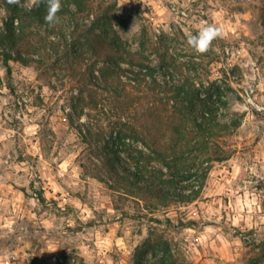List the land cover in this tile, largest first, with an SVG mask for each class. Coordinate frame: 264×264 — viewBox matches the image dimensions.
<instances>
[{"label": "rangeland", "instance_id": "rangeland-1", "mask_svg": "<svg viewBox=\"0 0 264 264\" xmlns=\"http://www.w3.org/2000/svg\"><path fill=\"white\" fill-rule=\"evenodd\" d=\"M90 4L91 11L84 13L71 5L55 33L39 25L29 29L31 42L43 48L36 61L10 62L14 91L4 84L0 59V264H264V258L258 260L264 250V113L245 107L251 87L264 105V0ZM14 5L0 0V30ZM19 6L28 8L31 0H20ZM107 10L111 36L128 50L140 49L144 26L151 36L174 38L170 52L182 69L192 56L190 34L205 22L222 31L203 55L204 88L225 98V108L217 104L221 120L238 117L241 125L226 138L235 152L214 163L195 202H171L151 211L141 197L93 175L100 161L67 113L85 82V92L93 88L90 71L101 65L94 50L101 60L113 53L98 30H90L96 14ZM79 48L82 55H76ZM146 55L160 68L156 53L149 49ZM156 74L164 80L160 71ZM174 78L170 84H182ZM131 92L136 99L129 108L114 100L101 113L86 111L105 125L149 122V116L161 113L159 96L145 91L137 99ZM120 156L131 165L126 152Z\"/></svg>", "mask_w": 264, "mask_h": 264}, {"label": "trees", "instance_id": "trees-1", "mask_svg": "<svg viewBox=\"0 0 264 264\" xmlns=\"http://www.w3.org/2000/svg\"><path fill=\"white\" fill-rule=\"evenodd\" d=\"M90 2L61 0L62 8L57 15L61 19L70 11L71 5L77 13L89 12ZM46 12L45 3L28 8L14 5L0 30L3 81L11 91H14V86L10 62L28 64L36 61L34 55L43 48V43L31 42L34 33L29 29L39 25L55 33L54 26L49 27L44 21ZM110 20L108 10L96 14L90 30H98L96 35L108 41L113 53L101 60L100 51L94 50L95 63L101 61V65L90 71L93 88L85 92L88 84L85 82L67 113L70 124L90 147L93 157L100 161V168L93 175L101 181H110L123 193L141 197L151 211L171 202H195L202 194L214 163L228 160L235 152L227 145L226 138L241 125V120L238 117L230 118L228 122L221 120L224 114L217 104L222 103L225 108L226 101L220 94L204 88L208 81L201 67L204 54H196L187 45L192 50V56L182 62L186 65L182 69L177 64L176 54L170 52L176 48L177 41L151 36L145 26L141 31L140 49L128 50L116 35L111 36L114 32ZM149 49L158 55L160 68L149 63L146 55ZM79 51L76 55H82L80 48ZM198 57L199 60H196ZM124 62L128 63L127 68L122 66ZM175 69H178L177 74ZM157 70L164 77L163 81L158 78ZM175 75L182 79L179 86L170 84ZM131 90L136 91L137 99L145 91L159 96L162 114L149 116V122L139 118L127 122L117 120L105 125L98 116H94V122L92 112L86 111L91 107V110L101 113L114 100L125 102L129 108L136 99ZM82 117L86 120L76 122V118L81 120ZM121 152L127 153L131 165L123 161ZM155 163L162 164L163 169ZM39 200L43 201L42 198ZM262 251L258 260L264 258Z\"/></svg>", "mask_w": 264, "mask_h": 264}, {"label": "clouds", "instance_id": "clouds-1", "mask_svg": "<svg viewBox=\"0 0 264 264\" xmlns=\"http://www.w3.org/2000/svg\"><path fill=\"white\" fill-rule=\"evenodd\" d=\"M7 2L9 4L19 5L20 0H7ZM41 3H45L47 6V12L44 17L45 23L48 24L49 27L58 24L60 22V18L57 14L62 8L61 0H31L32 6L38 7ZM221 36L222 31L219 27L205 22L197 34H190L187 37V45L196 54H204L211 48L212 42Z\"/></svg>", "mask_w": 264, "mask_h": 264}, {"label": "built area", "instance_id": "built-area-1", "mask_svg": "<svg viewBox=\"0 0 264 264\" xmlns=\"http://www.w3.org/2000/svg\"><path fill=\"white\" fill-rule=\"evenodd\" d=\"M253 92H254V88H250V89H246V103H245V107L246 109H249L250 107L263 112L264 113V105L260 104L258 101H256V99L253 96Z\"/></svg>", "mask_w": 264, "mask_h": 264}]
</instances>
